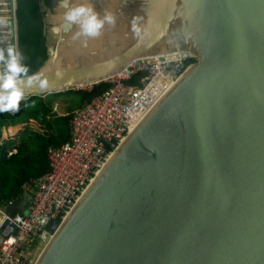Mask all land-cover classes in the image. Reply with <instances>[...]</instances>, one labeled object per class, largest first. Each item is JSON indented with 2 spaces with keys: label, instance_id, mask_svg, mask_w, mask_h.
<instances>
[{
  "label": "water",
  "instance_id": "95a60500",
  "mask_svg": "<svg viewBox=\"0 0 264 264\" xmlns=\"http://www.w3.org/2000/svg\"><path fill=\"white\" fill-rule=\"evenodd\" d=\"M57 3H40L47 58L32 72L49 87L25 99L100 83L131 60L198 61L113 149L33 264H264V0H93L117 22L86 45Z\"/></svg>",
  "mask_w": 264,
  "mask_h": 264
},
{
  "label": "built area",
  "instance_id": "2783aa9c",
  "mask_svg": "<svg viewBox=\"0 0 264 264\" xmlns=\"http://www.w3.org/2000/svg\"><path fill=\"white\" fill-rule=\"evenodd\" d=\"M11 12L9 23L0 31V48L9 45L17 48L13 3ZM197 61L198 55L188 53L162 62L137 60L103 80L108 87L102 93L64 113L69 116V139L47 147L48 170L23 182L18 200L0 204V218L5 213L8 216L0 225V264L35 262L39 245V250L44 247L52 236L53 226L57 228L64 220L113 149ZM140 72L144 74L138 77L137 84L128 83ZM85 86L90 90L93 83ZM53 111L60 112L57 103ZM25 194L28 199L21 212L19 206ZM16 217H20L19 223L14 222ZM45 218L47 222L41 223Z\"/></svg>",
  "mask_w": 264,
  "mask_h": 264
},
{
  "label": "trees",
  "instance_id": "16d2710c",
  "mask_svg": "<svg viewBox=\"0 0 264 264\" xmlns=\"http://www.w3.org/2000/svg\"><path fill=\"white\" fill-rule=\"evenodd\" d=\"M42 0H15V19L18 50L30 72L38 69L47 58L46 39L43 32L44 10ZM144 73L133 76L128 83L137 84ZM108 84H93L90 90L73 89L45 95H32L21 102L15 114L0 113V204L18 200L21 184L29 177L48 170L46 149L69 139V116L53 111L57 97L63 93L74 94L78 106L102 93ZM76 106V107H78ZM3 130L7 136L2 137ZM14 150V152H13ZM11 152V153H9Z\"/></svg>",
  "mask_w": 264,
  "mask_h": 264
},
{
  "label": "clouds",
  "instance_id": "9594fccd",
  "mask_svg": "<svg viewBox=\"0 0 264 264\" xmlns=\"http://www.w3.org/2000/svg\"><path fill=\"white\" fill-rule=\"evenodd\" d=\"M56 7L62 9V19L67 29L75 28L71 40L86 45L89 40L101 38L107 28L116 26L117 17L109 9L97 10L93 0H58ZM138 17L133 16L132 31L141 34ZM2 22V21H0ZM38 87L47 91L49 85L42 73L30 72L23 54L14 46L0 48V113L15 114L20 110L27 89ZM8 219L7 214L0 218V225ZM20 222V217L14 221ZM47 218L41 220L46 223Z\"/></svg>",
  "mask_w": 264,
  "mask_h": 264
},
{
  "label": "rangeland",
  "instance_id": "374dc122",
  "mask_svg": "<svg viewBox=\"0 0 264 264\" xmlns=\"http://www.w3.org/2000/svg\"><path fill=\"white\" fill-rule=\"evenodd\" d=\"M79 89L86 90L87 87L83 86V88L79 87V88H75L73 90L77 91ZM78 101H79L78 98L74 94L67 95V94L63 93L57 97L58 110L60 112L72 110L76 106H78ZM40 246L41 245H39V248H40ZM39 248L36 250V259H37L38 255L40 254L43 247L40 250H39Z\"/></svg>",
  "mask_w": 264,
  "mask_h": 264
},
{
  "label": "crops",
  "instance_id": "0c3cea01",
  "mask_svg": "<svg viewBox=\"0 0 264 264\" xmlns=\"http://www.w3.org/2000/svg\"><path fill=\"white\" fill-rule=\"evenodd\" d=\"M0 0V31H2L6 25V23H9V18H11V9H12V3L13 6L15 5V0ZM9 29V28H8ZM7 136L6 130H3L2 137L5 138Z\"/></svg>",
  "mask_w": 264,
  "mask_h": 264
},
{
  "label": "bare ground",
  "instance_id": "6f19581e",
  "mask_svg": "<svg viewBox=\"0 0 264 264\" xmlns=\"http://www.w3.org/2000/svg\"><path fill=\"white\" fill-rule=\"evenodd\" d=\"M135 61H137V60H131L130 62H127L126 63V65H125V67H127L129 64H131V63H134ZM136 64V63H135ZM123 70H120V71H117V72H115L114 74H116V73H120V72H122ZM113 75V74H112ZM111 76V75H110ZM109 77V76H108ZM83 86H85V85H81V84H77V87L76 88H79V87H83ZM123 141V140H122ZM51 238V237H50ZM49 238V239H50Z\"/></svg>",
  "mask_w": 264,
  "mask_h": 264
},
{
  "label": "flooded vegetation",
  "instance_id": "af4514ba",
  "mask_svg": "<svg viewBox=\"0 0 264 264\" xmlns=\"http://www.w3.org/2000/svg\"><path fill=\"white\" fill-rule=\"evenodd\" d=\"M46 5H49V4H48V0H46Z\"/></svg>",
  "mask_w": 264,
  "mask_h": 264
}]
</instances>
